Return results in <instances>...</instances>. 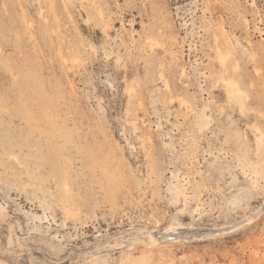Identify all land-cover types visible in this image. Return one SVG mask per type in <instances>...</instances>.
<instances>
[{"label": "rangeland", "instance_id": "1", "mask_svg": "<svg viewBox=\"0 0 264 264\" xmlns=\"http://www.w3.org/2000/svg\"><path fill=\"white\" fill-rule=\"evenodd\" d=\"M65 1L0 0V264H264V0Z\"/></svg>", "mask_w": 264, "mask_h": 264}, {"label": "bare ground", "instance_id": "2", "mask_svg": "<svg viewBox=\"0 0 264 264\" xmlns=\"http://www.w3.org/2000/svg\"><path fill=\"white\" fill-rule=\"evenodd\" d=\"M63 1H65V0H63ZM91 1V0H90ZM93 1V0H92ZM66 3H70V2H72V0H66L65 1ZM67 6V5H66ZM65 6V7H66ZM72 8H73V6L72 5H70ZM68 7V6H67ZM70 8V7H69ZM86 8H88L87 7V5H86ZM80 9H81V7H80ZM83 9V8H82ZM53 10V9H52ZM87 9H85V10H83V11H86ZM87 12V11H86ZM60 13V12H59ZM58 13V14H59ZM54 14H55V12H54ZM82 15V14H81ZM58 16V15H57ZM99 16V15H98ZM54 20H56L55 18L53 19V21ZM55 22L56 21H54V24H55ZM57 29V28H56ZM57 30H59V29H57ZM54 32H55V30H54ZM56 33V32H55ZM56 36V35H55ZM57 37H59V35L57 36ZM68 41V40H67ZM227 42V41H226ZM229 42V41H228ZM228 42L226 43V44H228ZM67 43H70V41L69 42H67ZM224 45H225V43H224ZM226 46V45H225ZM57 47H58V45H57ZM64 48V47H63ZM227 48V47H226ZM225 48V49H226ZM60 49L61 48H59V51H60ZM68 50H70L71 49V46H70V48H67ZM228 51V50H227ZM64 52V51H63ZM70 52V51H69ZM226 52V51H225ZM60 53V52H59ZM74 55V54H73ZM66 56V55H65ZM231 55H230V52L229 53H225L224 55H222V60L220 61L221 63H223V60H225L226 58H228V57H230ZM251 56V55H250ZM71 57V56H70ZM64 58V57H63ZM66 58V57H65ZM72 58V57H71ZM75 60V59H74ZM64 62H66V59H65V61ZM223 84H224V86H225V88H226V97H227V99L229 100V101H231V102H234V103H236V102H238L240 99V96L244 93V92H242V90L238 87V85H237V83L233 80V79H228V80H224L223 81ZM245 94H243L242 96H244ZM241 96V97H242ZM239 103V102H238ZM241 103V102H240ZM8 120V119H7ZM48 129V128H47ZM53 136V135H52ZM54 139V138H53ZM261 139L260 138H258L257 139V141H260ZM258 149H259V147L257 146V151H258ZM65 183H66V180H65ZM64 183V184H65ZM64 186V185H63ZM66 188V187H65ZM171 189H173V193H175V195H177V191L175 192V189L176 188H174V187H172ZM184 196V199H186V194L185 195H183ZM262 210H263V208H262ZM255 213H257V212H255ZM258 213H261V209L258 211ZM250 219V218H249ZM245 222H247V220H241V221H238L237 223H235V224H232L231 226H229V227H227V228H225V229H223V230H221V231H219V232H230V231H234V230H236V229H238L239 227H241ZM178 228V227H177ZM195 229V228H194ZM155 230V229H154ZM158 230V229H157ZM192 230H193V228H192ZM200 230V229H199ZM208 230V229H207ZM210 230V229H209ZM213 230V229H212ZM204 231V230H203ZM166 232L168 233V232H173V226H170L169 228H167V230H166ZM166 232H165V234H166ZM178 232H180V231H178ZM193 232V231H192ZM181 233V232H180ZM159 234V233H158ZM157 233H155V232H153V231H151L150 232V234H149V242H150V244L152 245V246H160V245H169V243H163V240L160 238V237H157V235H158ZM171 234V233H170ZM169 234V235H170ZM214 234V233H213ZM164 235V234H163ZM162 236V235H161ZM175 236V235H174ZM210 236V235H209ZM164 237V236H163ZM169 237H171V236H169ZM177 238V237H176ZM179 238V237H178ZM173 240V239H172ZM174 243V242H173ZM176 243V242H175Z\"/></svg>", "mask_w": 264, "mask_h": 264}]
</instances>
